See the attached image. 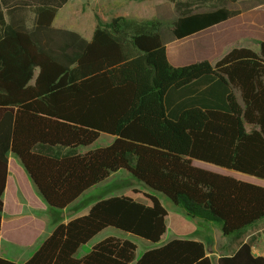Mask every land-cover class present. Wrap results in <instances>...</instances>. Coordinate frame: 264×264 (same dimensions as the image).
Instances as JSON below:
<instances>
[{"label":"trees","instance_id":"16d2710c","mask_svg":"<svg viewBox=\"0 0 264 264\" xmlns=\"http://www.w3.org/2000/svg\"><path fill=\"white\" fill-rule=\"evenodd\" d=\"M165 1L177 14L172 22L95 15L86 40L53 26L68 0H0V225L9 153L53 211L121 170L152 193H141L143 201L98 200L86 215L58 223L22 264H211L205 244L189 238L136 259L134 243L106 237L77 257L107 228L157 244L167 211L155 194L238 240L217 264H264L243 242L246 230L264 221V188L192 165L264 180V41L257 49L233 47L214 64L174 67L164 29L180 40L240 11L226 7L238 0ZM171 92L179 106L169 110ZM101 134L111 143L77 152ZM0 264L19 263L0 257Z\"/></svg>","mask_w":264,"mask_h":264},{"label":"crops","instance_id":"0c3cea01","mask_svg":"<svg viewBox=\"0 0 264 264\" xmlns=\"http://www.w3.org/2000/svg\"><path fill=\"white\" fill-rule=\"evenodd\" d=\"M69 2L70 0H68V2L61 9H63L65 6L68 7ZM98 2L99 7L96 15L104 22L108 21L109 18L114 14H122L127 18L134 19H147L148 17H151L158 19L162 23H169L177 18V14L173 5L165 0H98ZM226 7L229 9L239 10L240 13L235 17L229 18L186 38L180 40L172 39V43H181L178 44V46H175L176 48L174 55L176 54L177 56L180 52L179 48L181 49V47L184 46L187 48H201L206 46L208 52L203 54L200 53L199 57L194 59V61L199 62L206 60L211 64H214L233 47H250L251 39H254L255 41H264V0H238L234 3L227 4ZM61 9H59L58 12ZM82 13L83 9H80L79 13L77 12V8L74 9V15H80ZM94 27L95 21L94 23H91L90 32H93ZM56 28L64 29L62 27ZM75 29L79 30L81 33L87 35L89 34L88 36H90V32L85 31L87 29L83 31L78 27H75ZM91 36L89 39H87L88 37H82L86 40H90ZM164 44L166 47L167 56L169 46L165 42ZM209 57H212L214 60L211 61ZM175 62H178L177 59H175ZM236 96L240 101L238 92H236ZM178 106V98L174 93L171 92V94L167 96L166 107L171 110L177 109ZM194 161L195 160L192 161V165ZM114 174H112L106 181L83 193L68 207L60 212H57L62 214V219H56L53 217L54 214L52 213V210H50L37 196L30 180L28 179L23 168L18 163L17 159L11 153H9L6 184L2 196L3 213L0 225V257L15 263L22 264L35 251L38 245L50 234V232L58 223L66 224L74 218L86 215L90 207L102 198L133 195L136 197V199L143 201L141 193L152 194L150 191L144 188L135 189L129 194L115 195L116 193H109L110 191H107L109 184L107 183L111 178H113ZM98 191L101 192L95 195V193ZM134 191L139 193L133 194ZM155 195L159 199V195ZM8 197H10L12 200V204L9 207L6 204ZM163 207L167 211L165 220L166 232L171 233V237L164 239L166 234L165 232L157 244L153 245L148 242L149 244L146 247L147 250L154 246L163 245L176 238H189L204 243L203 232H196V228L193 226L194 223H191L193 224L191 225L187 221H183L180 218L182 216L178 215L176 212H173V208L170 204L166 203ZM195 223L201 225L200 222ZM206 227L210 229L211 225L207 224ZM262 232H264V221L258 222L252 228L247 229L243 237V242L249 240L252 245V253L255 256L264 257V239L262 238ZM100 233H98L95 237H97ZM115 238L118 237L115 236ZM119 238L127 240L124 237ZM237 241L238 240H232L230 238L223 237L219 245L220 251L216 252V250H212L210 245L209 249H206V252L210 258L214 257L213 254L215 255L214 264H217V259L219 256H230L238 249ZM3 242L11 248V253H8L7 250L2 251L1 244ZM90 242H88L86 245L88 246ZM86 245H83L78 250L77 257L79 251H81V249H85ZM93 245L88 246L85 252L87 253ZM24 251H26V253H24ZM138 258L139 257H136V259Z\"/></svg>","mask_w":264,"mask_h":264},{"label":"rangeland","instance_id":"374dc122","mask_svg":"<svg viewBox=\"0 0 264 264\" xmlns=\"http://www.w3.org/2000/svg\"><path fill=\"white\" fill-rule=\"evenodd\" d=\"M98 7H99V2L98 0H70L68 7H64L63 9H61L57 15H56V19L53 23V25L55 27H62L64 29H71L74 31H77L78 33H80L83 37H88L87 39H89V37L91 36V32H90V28H91V23L95 21L94 16L97 14L98 12ZM77 8V12H80V9H83V13L80 15H74V9ZM93 13V16H92ZM94 19V20H93ZM147 19H154L151 17H148ZM93 20V21H92ZM75 27L80 28L82 31H89L90 32V36H88L87 34L81 33L79 30L75 29ZM162 39L163 42H165L169 47V51L167 53V58H168V62L174 66H183V65H187L191 62H195L194 59H197L200 55V53H207V47H197V48H187V47H181V49L179 48V54L176 56V54L174 55V51H175V46H178V44L181 43H172V39H174L172 37V35L166 30L164 29L162 32ZM255 40L251 39V46L254 49H257V47L255 46ZM174 55V56H173ZM175 59H177L178 62H175ZM209 59L211 61H213L214 59L211 57H209ZM112 141V137L108 136V135H104L101 134L99 136V138L89 147L87 148H83V147H79L77 149L78 153H84V151H87L89 149H95V148H99V147H103V146H107L110 142ZM193 166L206 170V171H210L216 174H220V175H225V176H229L232 177L234 179H237L239 181H243V182H247V183H251L260 187L264 188V180L252 177V176H248V175H244L238 172H234L231 170H227V169H223L211 164H207V163H203V162H199V161H194ZM109 184L108 190L110 191L109 193H116L115 195H121V194H129L132 193L133 190L135 189H143V186L138 185L139 183H137L126 171H118L116 174L113 175V178L110 179V181L107 183ZM145 189V188H144ZM141 191V190H140ZM98 191L95 193V195L99 194ZM144 192V191H142ZM10 195V194H9ZM159 200L162 202L163 206L164 204L168 203L172 206L173 208V212H176L178 215L182 216L180 217L183 221H187L188 223H194L191 224L193 226H195L196 228V232H203L204 235V244L206 245V249H209L210 245L212 247V250H216L220 251L219 245H220V241L223 239L221 232H220V227L219 224L216 222L210 223L209 225H211V228H207L206 227V223L200 222L201 225L195 223V222H199L196 220H192L189 217L185 216V214L183 213L182 209L180 207H175L174 205H172V203L164 198L163 196L159 195ZM6 204L7 206H11L12 204V200L10 197H8V199L6 200ZM52 213L54 214L53 217L56 219H62V214L57 213V211H53ZM198 235V234H196ZM108 236H116V237H124L126 238L128 241H131L132 243L135 244L136 246V257H140V255L147 250L146 247L148 246V242L144 241L140 238H137L133 235L124 233L122 231H119L117 229L114 228H107L104 229V231H102L97 237H95L89 244L93 245L94 243H96L97 241L108 237ZM171 237V233L166 232L164 239H168ZM88 246L86 245L85 249H81V251H79L78 253V257L84 255L86 252V249L88 248ZM1 249L2 251L7 250L8 253H11L12 250L9 246H7L4 242L1 244ZM24 253H26V251H24ZM88 253V252H87ZM213 253V252H212ZM213 258L211 259V264H214V260H215V255L213 254Z\"/></svg>","mask_w":264,"mask_h":264},{"label":"built area","instance_id":"2783aa9c","mask_svg":"<svg viewBox=\"0 0 264 264\" xmlns=\"http://www.w3.org/2000/svg\"><path fill=\"white\" fill-rule=\"evenodd\" d=\"M262 238L264 239V232H262Z\"/></svg>","mask_w":264,"mask_h":264}]
</instances>
